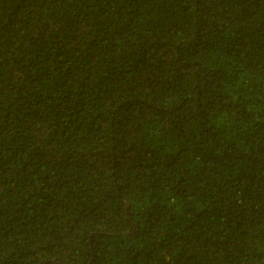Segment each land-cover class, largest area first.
Listing matches in <instances>:
<instances>
[{"label": "trees", "instance_id": "1", "mask_svg": "<svg viewBox=\"0 0 264 264\" xmlns=\"http://www.w3.org/2000/svg\"><path fill=\"white\" fill-rule=\"evenodd\" d=\"M0 264H264V0H0Z\"/></svg>", "mask_w": 264, "mask_h": 264}]
</instances>
